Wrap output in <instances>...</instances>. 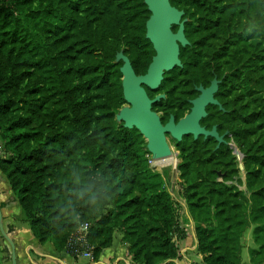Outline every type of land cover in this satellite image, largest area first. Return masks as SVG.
Here are the masks:
<instances>
[{"label":"trees","instance_id":"trees-1","mask_svg":"<svg viewBox=\"0 0 264 264\" xmlns=\"http://www.w3.org/2000/svg\"><path fill=\"white\" fill-rule=\"evenodd\" d=\"M178 1L172 2L177 9ZM184 1L199 22L209 25L211 16L220 15L215 24L224 28L220 34L226 55L230 35L240 34L241 26H253L256 42L264 45V0ZM150 17L145 0H0V136L8 153L0 159V171L34 237L41 244L52 242L59 252L73 255L68 243L82 224L89 223L95 262L121 228L135 260L174 264L172 234L179 231L174 204L163 177L149 165L144 137L115 121L104 134L95 124V105L89 97L91 88L112 82L126 102L123 63L116 65V57L128 41L136 74L147 73L156 54L146 39ZM96 20L104 22L101 30ZM129 25L133 39L125 36ZM180 59L181 71H188L184 47ZM80 67L92 73L89 81ZM200 84L204 83L195 73L191 86ZM241 85L251 90L257 107L245 113L220 100L222 121L216 123L221 136L227 133V144L217 148L213 139H172L181 151L185 197L200 246L209 254L207 264H237L241 235L253 225L260 248L251 252L252 260L264 262V148H251L259 133L264 139V65L258 62ZM224 122H236V127ZM230 137L243 155L248 194L218 181L220 169L223 180L241 172L227 141ZM107 145L110 149L104 152Z\"/></svg>","mask_w":264,"mask_h":264},{"label":"rangeland","instance_id":"rangeland-1","mask_svg":"<svg viewBox=\"0 0 264 264\" xmlns=\"http://www.w3.org/2000/svg\"><path fill=\"white\" fill-rule=\"evenodd\" d=\"M176 5L180 10L186 12L184 18L187 19V36L191 41V46L184 47V62L188 65V71H181L184 67L183 65V67L176 70L175 73L170 71L165 74V77L169 78L164 87H160L157 91H151L148 89L152 98H155L158 95L166 96L155 104L153 110L158 113L164 124L169 121L171 115L177 116L179 120L188 115L191 111V106L187 104V101L190 102L198 96L197 91L191 86V79H193L195 73H198L199 80L204 84L209 83L214 74L219 76L221 81L220 85L222 84L220 90V100L222 102L230 103L231 108L235 107L243 110L245 113L254 111L257 107V102L251 90H249V88L244 90V86L241 85V80L245 79L250 73H252L258 62L259 64L264 65V61L262 60L264 58V45H259L256 42L253 33L254 27L241 26L237 29L241 30L240 34L230 35L229 44H227L229 47V54L226 55L223 35L220 34V30H223L224 28H220V24H215L216 22L220 23V15L217 14L216 16H211L210 24L207 25L202 21L199 22L198 17L192 16L193 9L189 3H186L184 0H179ZM218 7L220 8V5H218ZM92 18L97 19L95 16ZM103 24L104 22L102 20L95 22V25L98 26L100 30L102 29ZM132 27L133 26L129 25L126 28L125 36H128L130 39H133ZM230 30H235V28H231ZM127 43L128 41L123 42L121 52H124V54L130 57L129 46ZM83 63L84 62H81V64ZM120 63L115 61L116 65H119ZM245 67H247L248 70H244ZM79 69L84 73L85 81H89L90 74L92 73L83 70L81 67ZM238 78L240 80H238ZM112 85V82H110V86H95L94 88H91L89 94V97L92 98L95 105V114L93 116L95 124L103 130L104 134H107L110 131L108 127H115L114 121L118 123V127L123 124L117 121V115L123 108L129 106L127 102L123 103L119 99L117 91ZM172 94L173 97L170 99ZM232 112H234L233 109ZM111 114H114L113 119ZM212 114H214L213 109L210 111V115ZM233 117L234 115L231 114L230 118ZM221 119L222 118L218 119V122H221ZM223 125L234 129L236 127V122H224ZM116 130L118 129L116 128ZM227 141L230 145L236 146L232 137ZM252 142L253 145H251V148L253 151L264 148L263 135L260 136V133ZM168 143L173 155L178 161L175 167L166 164H159L160 160H158V162L155 161L152 158V155L147 158L149 159L151 169L163 177L165 191L171 195L174 204L175 223L179 227V231L172 234V242L176 247V258L172 262L174 264H207L206 258L209 257V254L200 246L196 222L192 215V208L188 199L185 197L187 186L182 179V173L179 168L183 163L181 151L169 135ZM109 149L110 145H107L104 148V152L109 151ZM6 157H8V153L6 152L5 141L0 136V159ZM237 164L238 159L236 160V165ZM219 176V182L224 181L229 187L236 186L241 191L248 194L246 186L247 174L245 168L243 172H240L238 176H234L230 180H223L225 173L222 172V169H220ZM2 183L3 182L0 180V189L2 188L3 190L5 184ZM23 213L22 219L24 218ZM203 214L204 213H199L198 216ZM254 229L255 226L253 225L241 235V247L238 256L239 262H237V264H264L262 258H259L258 261L252 260L251 252L253 250H259L260 248V244L254 235ZM116 245L123 247V257L131 259L132 264H142L133 258L124 229L117 228L115 230L111 247ZM94 262L86 259L80 260V263L82 264Z\"/></svg>","mask_w":264,"mask_h":264},{"label":"water","instance_id":"water-1","mask_svg":"<svg viewBox=\"0 0 264 264\" xmlns=\"http://www.w3.org/2000/svg\"><path fill=\"white\" fill-rule=\"evenodd\" d=\"M174 0H145L151 17L146 24V38L153 45L155 56L145 75H137L131 60L124 52L116 57V62H122L120 72L123 76L122 87L125 101L128 107L123 108L117 115V121L124 124L126 129L138 130L147 141V148L155 161L163 160L173 155L168 143V135L181 142L183 137L193 136L195 140L203 136L205 139L212 137L218 142V148L226 143L224 135H219L217 128L211 131L201 125V121L207 117V107L210 105H222L214 98L218 91V81L214 80L212 85L204 89L198 88L199 97L192 101V109L184 118L176 121L172 115L167 123H163L161 117L153 110V106L164 99L165 95H158L151 99L147 89L157 91L164 81L165 74L175 68H182L180 59L181 47L189 45L185 35L184 19L185 12L172 6ZM179 27L177 33L173 27ZM221 83V82H220ZM234 155L239 161V169L244 171L242 163L243 155L240 150L231 145ZM0 232L10 246L11 263L19 264L17 259L16 245L12 238L6 233L3 225V216L0 209ZM32 264H37L32 261Z\"/></svg>","mask_w":264,"mask_h":264},{"label":"crops","instance_id":"crops-1","mask_svg":"<svg viewBox=\"0 0 264 264\" xmlns=\"http://www.w3.org/2000/svg\"><path fill=\"white\" fill-rule=\"evenodd\" d=\"M0 180L3 182L2 184H5L4 189H0L3 225L6 233L16 245L18 263L32 264L29 261L30 256L32 261L37 264H82L80 263L82 258H75L68 253L59 252L52 242L41 244L34 237L29 224L26 222L20 203L15 199L11 187L1 171ZM7 243L0 232V264H12L10 246ZM123 254L122 246H112L101 252L97 262L89 264H132V260L126 259Z\"/></svg>","mask_w":264,"mask_h":264},{"label":"built area","instance_id":"built-area-1","mask_svg":"<svg viewBox=\"0 0 264 264\" xmlns=\"http://www.w3.org/2000/svg\"><path fill=\"white\" fill-rule=\"evenodd\" d=\"M89 232L90 224H82L77 232L71 237L68 243V247L73 250V255L71 256H74L75 258L87 259L94 262L95 247L89 243Z\"/></svg>","mask_w":264,"mask_h":264},{"label":"flooded vegetation","instance_id":"flooded-vegetation-1","mask_svg":"<svg viewBox=\"0 0 264 264\" xmlns=\"http://www.w3.org/2000/svg\"><path fill=\"white\" fill-rule=\"evenodd\" d=\"M176 28H172L173 29V32L174 33H177V31L179 30V27H177V26H175ZM185 35H186V38H187V40L189 41V45H187V47L188 46H191V41L188 39V36H187V29H186V26H185ZM214 74V73H213ZM214 80H217L219 83H218V91L216 92V94L214 95V98L220 103V78H219V76L217 75V74H214L213 75V77L211 78V80L209 81V83H206V84H200L198 87H196L195 88V90L197 91V93H198V96L197 97H199V95H200V92L198 91V88L199 87H203L204 89H207V88H209L211 85H212V82L214 81ZM148 95H149V93H148ZM150 96V95H149ZM197 97H195L194 99H196ZM151 98V97H150ZM151 99H154V98H151ZM194 99H192L190 102H191V104H192V101L194 100ZM221 104V103H220ZM213 109V111H214V114H212V115H210L209 114V112L207 111V113H208V115H207V117L206 118H204L203 120H208L209 122L207 123V124H201L203 127H205L207 130H209V131H211L214 127H216L217 128V131H218V133H219V135H220V125L219 124H217L216 122H218V119H220V111H223V110H221L220 109V105H210V106H208L207 107V109ZM192 109V108H191ZM172 116V115H171ZM193 137V136H192ZM201 137H203V136H201ZM200 138V137H199ZM198 138V139H199ZM204 138V137H203ZM193 139H194V137H193ZM197 139V140H198ZM208 139H213L216 143H217V148H218V142L216 141V139H214V138H212V137H209V138H207V139H205L204 138V140H208ZM195 140V139H194ZM224 144H227V142L226 143H224ZM220 148V147H219Z\"/></svg>","mask_w":264,"mask_h":264},{"label":"bare ground","instance_id":"bare-ground-1","mask_svg":"<svg viewBox=\"0 0 264 264\" xmlns=\"http://www.w3.org/2000/svg\"><path fill=\"white\" fill-rule=\"evenodd\" d=\"M177 162L178 161H177L176 157L173 155V156L168 157V158H166L164 160H160L159 164H166V165H170V166L175 167L177 165Z\"/></svg>","mask_w":264,"mask_h":264}]
</instances>
